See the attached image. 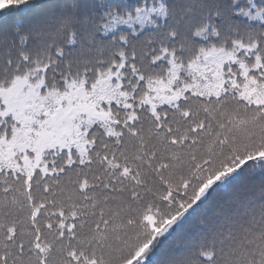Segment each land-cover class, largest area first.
I'll list each match as a JSON object with an SVG mask.
<instances>
[{
    "label": "snow or ice",
    "instance_id": "obj_1",
    "mask_svg": "<svg viewBox=\"0 0 264 264\" xmlns=\"http://www.w3.org/2000/svg\"><path fill=\"white\" fill-rule=\"evenodd\" d=\"M0 264H264V0H0Z\"/></svg>",
    "mask_w": 264,
    "mask_h": 264
},
{
    "label": "trees",
    "instance_id": "obj_2",
    "mask_svg": "<svg viewBox=\"0 0 264 264\" xmlns=\"http://www.w3.org/2000/svg\"><path fill=\"white\" fill-rule=\"evenodd\" d=\"M188 228L190 230H193L194 231V229H195V221H193L190 225H188Z\"/></svg>",
    "mask_w": 264,
    "mask_h": 264
}]
</instances>
